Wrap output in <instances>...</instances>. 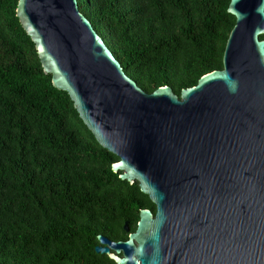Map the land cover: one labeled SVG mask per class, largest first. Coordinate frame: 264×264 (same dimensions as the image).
<instances>
[{
  "label": "water",
  "instance_id": "1",
  "mask_svg": "<svg viewBox=\"0 0 264 264\" xmlns=\"http://www.w3.org/2000/svg\"><path fill=\"white\" fill-rule=\"evenodd\" d=\"M221 69L177 95L128 76L77 0H17L22 34L54 93L147 194L125 240L98 234L114 264H264V0H230ZM112 250V251H111Z\"/></svg>",
  "mask_w": 264,
  "mask_h": 264
},
{
  "label": "trees",
  "instance_id": "2",
  "mask_svg": "<svg viewBox=\"0 0 264 264\" xmlns=\"http://www.w3.org/2000/svg\"><path fill=\"white\" fill-rule=\"evenodd\" d=\"M146 92L181 89L223 67L230 0H77ZM17 0H0V264H105L98 234L127 238L147 194L119 180L118 156L93 140L72 100L54 93L22 34Z\"/></svg>",
  "mask_w": 264,
  "mask_h": 264
},
{
  "label": "flooded vegetation",
  "instance_id": "3",
  "mask_svg": "<svg viewBox=\"0 0 264 264\" xmlns=\"http://www.w3.org/2000/svg\"><path fill=\"white\" fill-rule=\"evenodd\" d=\"M264 39V38H263ZM154 212V211H153ZM110 239V238H109ZM122 240H125V239H122ZM116 241H118V240H116ZM99 244V243H98ZM112 251V250H111ZM102 254H105V255H107L106 253H102ZM111 260V259H110ZM105 264H114V262H113V260H111V262H108V263H105Z\"/></svg>",
  "mask_w": 264,
  "mask_h": 264
}]
</instances>
